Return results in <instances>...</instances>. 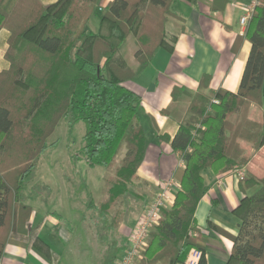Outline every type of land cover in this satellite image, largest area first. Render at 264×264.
I'll return each mask as SVG.
<instances>
[{
    "label": "trees",
    "instance_id": "16d2710c",
    "mask_svg": "<svg viewBox=\"0 0 264 264\" xmlns=\"http://www.w3.org/2000/svg\"><path fill=\"white\" fill-rule=\"evenodd\" d=\"M100 1L0 0V263L7 245L26 246L29 240L47 262L56 256L37 236L38 228H28L33 207L23 191L35 179L37 163L61 120L86 126L81 148L71 157L76 170L82 162L87 172L108 171L102 198L87 205L96 238L105 246L101 264H115L130 244L117 231L132 210L119 204L146 203L135 187L147 150L142 98L126 86L136 74L120 48L133 35L135 59L146 66L159 49L173 51L176 37L167 39L166 24L169 16L181 17L172 10L177 0H112L95 33L87 26L99 13ZM243 39L251 50L238 91L196 93L188 118L170 140L184 162L175 172L179 190L173 206L162 210L140 264H183L192 250L201 253L198 264H208L212 238L195 218L208 192L204 174L211 170L221 177L247 165L242 142L251 145L252 155L264 147V116L262 121L249 116L251 106L264 100V0L245 36L236 40L235 52ZM209 83L210 76H204L200 85ZM183 93L175 87L173 99ZM239 183L243 191L257 189L232 212L240 220L238 234L211 222L208 231L233 242L227 264H264V177L246 170Z\"/></svg>",
    "mask_w": 264,
    "mask_h": 264
},
{
    "label": "crops",
    "instance_id": "0c3cea01",
    "mask_svg": "<svg viewBox=\"0 0 264 264\" xmlns=\"http://www.w3.org/2000/svg\"><path fill=\"white\" fill-rule=\"evenodd\" d=\"M57 1L42 0L45 5ZM110 1L112 0H101L99 12H103ZM250 1L197 0L195 3L186 0L175 1L172 10L181 18L169 16L166 24L167 39L171 41L176 37L172 43L174 49L173 51L159 49L146 66H141L135 59L138 50L135 39L132 36L127 39L125 44H130L125 48L123 55L136 75L126 86L142 98L141 124L147 134V150L137 172L135 187L146 203H143L142 208L136 207L137 211H131L133 221L128 220L130 215L128 214L118 228L119 235L130 239L144 210L161 191L162 185L173 179L177 181L175 172L184 165L179 153L173 151L170 140L188 118V107L193 96L198 92L212 96L220 88L234 93L238 91L251 43L243 39L237 52L234 50V44L239 37L245 36L240 34L242 30L240 19ZM204 76H210L207 88L200 85ZM175 87L185 90L177 100L173 99ZM249 116L254 121H262L264 100L262 105L251 106ZM241 144L249 157L247 170L258 178L264 177V147L252 155L251 145L244 142ZM107 175L108 171L100 176L104 184L98 198L94 197L93 184L89 181L90 186L88 184L87 193L83 194L82 198L85 205L84 218L85 213H89L87 210L89 200L98 203L102 198ZM204 179L208 192L199 202L195 218L198 226L207 231L212 238V245L207 253L208 264H227L234 244L229 238L208 231V224L211 222L237 235L240 220L232 212L245 194L251 195L257 188L243 191L235 173L220 177L209 170L204 174ZM178 190L179 188L173 189L174 194ZM173 197L175 198V195ZM28 228L30 230L38 228L37 236L56 254L54 259L50 263L47 262L32 249L29 240L26 246L7 245L0 264H59L60 241L69 244L73 236L71 232L73 226L68 217L57 211L40 215L33 207ZM53 232L58 235L59 240L57 236L53 241L45 237V233Z\"/></svg>",
    "mask_w": 264,
    "mask_h": 264
},
{
    "label": "rangeland",
    "instance_id": "374dc122",
    "mask_svg": "<svg viewBox=\"0 0 264 264\" xmlns=\"http://www.w3.org/2000/svg\"><path fill=\"white\" fill-rule=\"evenodd\" d=\"M100 15L101 12L93 16L87 27L89 31L95 33L99 31ZM131 36L133 37V35L129 37ZM125 43L120 48V54L124 59L125 48L130 44ZM3 55L4 51L0 48V68ZM85 132L84 123L69 125L66 121L61 120L48 140L51 146L37 163L35 179L23 191L25 201L32 205L38 214L57 211L68 217L72 223L71 232H73V236L71 242L68 244L60 241L61 244H59L61 246L59 248L61 255L59 264H101L102 255L105 251V246L96 238L95 227L91 225L89 220L90 213H85L84 218L85 205L82 198L83 194L87 193L89 181L93 184L94 197L98 198L101 195L104 182H102L103 179L100 180V176L105 175L107 171L98 167L87 172L83 169L82 162H79L77 165L79 167L76 170L75 165L71 162V157L81 148ZM246 167V165L239 166V168L247 170ZM45 186H48L49 189ZM67 193H69L68 197H66ZM143 206V203L136 204L133 201L129 202L128 207L122 202L119 204V207L125 211L136 210V207L142 208ZM133 219L130 214L128 220L131 222ZM117 233L119 235L118 231ZM55 236L59 240L55 232L45 233V237L51 241Z\"/></svg>",
    "mask_w": 264,
    "mask_h": 264
},
{
    "label": "built area",
    "instance_id": "2783aa9c",
    "mask_svg": "<svg viewBox=\"0 0 264 264\" xmlns=\"http://www.w3.org/2000/svg\"><path fill=\"white\" fill-rule=\"evenodd\" d=\"M262 0H251L245 6V12L240 19L241 35L246 33L247 26L253 16L255 9L261 4ZM184 165V162L182 161ZM246 170L237 168L236 176L242 179L245 176ZM161 191L156 197L147 205L142 217L136 225L129 241V247L115 264H140L144 259L145 252L149 247L150 234L159 224L162 218V210L170 209L174 204L173 189L179 188V183L176 180L165 182ZM201 253L198 250H192L188 259L183 264H198Z\"/></svg>",
    "mask_w": 264,
    "mask_h": 264
}]
</instances>
